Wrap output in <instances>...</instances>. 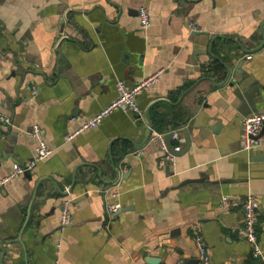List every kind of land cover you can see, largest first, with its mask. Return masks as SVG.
Returning <instances> with one entry per match:
<instances>
[{
  "label": "crops",
  "instance_id": "1",
  "mask_svg": "<svg viewBox=\"0 0 264 264\" xmlns=\"http://www.w3.org/2000/svg\"><path fill=\"white\" fill-rule=\"evenodd\" d=\"M220 61L230 68L222 85ZM155 70L136 96L140 114L115 109L67 137L115 96L116 79L131 86ZM257 111L264 0H0V113L10 119L0 122V176L31 157L32 123L52 149L29 178L0 186V264H195V232L207 264H261L231 228L240 209L218 203L258 200L264 255V124L252 159L240 148L241 118ZM183 127L188 148L165 157L153 131ZM170 143L181 148L183 135ZM66 184L71 219L59 226ZM114 199L120 207L106 217Z\"/></svg>",
  "mask_w": 264,
  "mask_h": 264
},
{
  "label": "built area",
  "instance_id": "2",
  "mask_svg": "<svg viewBox=\"0 0 264 264\" xmlns=\"http://www.w3.org/2000/svg\"><path fill=\"white\" fill-rule=\"evenodd\" d=\"M137 19L141 27H146L150 23L148 11L145 6H138L136 10ZM192 24V23H191ZM192 27L193 25H189ZM249 57V54L246 55ZM159 70H155L150 74L140 78L131 86H126L122 79H116L114 81L115 96L107 102L104 106L94 112L91 116L82 118L80 124L75 130H73L67 137H71L74 133L85 130L96 126L99 121L107 115L109 112L120 109L122 111L131 112L132 114H140V110L136 101L137 94L144 88L150 86L159 76ZM1 123H10V119L7 115L0 113ZM264 124V111L252 112L241 118L240 121V148L248 151L256 147L261 137L259 135L260 128ZM29 136L32 138L33 153L30 158L21 163H16L12 167L11 171L0 176V186L7 182L10 178L22 174L26 170H30L35 162L40 159L46 158L52 151L41 134V128L37 123H32L29 128ZM151 138L155 140L157 145L162 151H165L163 142V134L160 132L153 131ZM135 154L139 153V150L133 151ZM173 155L166 153V157L171 159ZM69 185H64L62 188L63 195L59 202V215L58 224L63 226L69 223L71 219L69 204L71 201L69 193ZM109 195L115 197L118 194V190L113 187L110 189ZM219 205L223 208L238 207L241 211V222L231 226L235 231L236 235L242 238L249 246V255L251 258L264 264V255L262 254L261 248L258 242V236L256 231L257 221V207L258 200L251 194L246 193L245 195H226L222 194L219 196ZM120 204L117 200H111L105 202L104 211L106 217L114 215L119 209ZM192 243L196 253L195 264H207L209 261V255L207 251V245L203 240L202 236L195 232L193 233ZM60 238L58 237L55 241L56 250L59 248ZM151 264V263H144ZM161 264V263H155ZM173 264H184L183 261H177Z\"/></svg>",
  "mask_w": 264,
  "mask_h": 264
},
{
  "label": "water",
  "instance_id": "3",
  "mask_svg": "<svg viewBox=\"0 0 264 264\" xmlns=\"http://www.w3.org/2000/svg\"><path fill=\"white\" fill-rule=\"evenodd\" d=\"M219 63L223 69L222 70V77H221L219 82H215V83L218 85H222L230 74V68H229V65L225 61H220ZM239 64H240V62L238 61L236 63V67H234L232 69V71H238ZM227 85H230V84L228 83ZM179 132L183 135L184 145L181 148H174L170 143V138L172 136L175 137L176 134H178ZM163 142H164V146H165V151H163V154L165 157H166V153L171 154V155H175V154H179V153L185 151L188 148L189 143H190L187 128L183 127V128H179L175 131L165 132L163 134ZM243 151H245V150H243ZM245 152L247 154L246 155L247 160H250V158L252 159L251 154H250L251 149L248 151H245ZM23 175L26 176L27 178H29L30 177L29 170L24 171ZM147 260L149 263L155 264L159 261V258H157V257L154 258V257L150 256L149 258H147Z\"/></svg>",
  "mask_w": 264,
  "mask_h": 264
},
{
  "label": "trees",
  "instance_id": "4",
  "mask_svg": "<svg viewBox=\"0 0 264 264\" xmlns=\"http://www.w3.org/2000/svg\"><path fill=\"white\" fill-rule=\"evenodd\" d=\"M220 68H221V73H220V74L222 75V70H223V69H222L221 65H220ZM151 118H152V121H153L152 124H153V126H154L153 115L151 116Z\"/></svg>",
  "mask_w": 264,
  "mask_h": 264
}]
</instances>
